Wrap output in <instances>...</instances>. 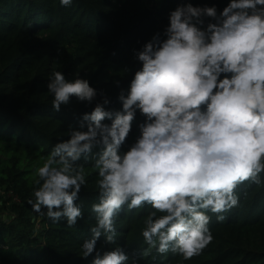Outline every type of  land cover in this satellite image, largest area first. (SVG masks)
<instances>
[{
    "label": "clouds",
    "instance_id": "1",
    "mask_svg": "<svg viewBox=\"0 0 264 264\" xmlns=\"http://www.w3.org/2000/svg\"><path fill=\"white\" fill-rule=\"evenodd\" d=\"M167 20L134 50L140 66L119 90V109L78 73L68 80L53 71L46 83L55 112L73 98L94 107L68 126L36 169L28 203L34 219L75 226L90 163L95 223L79 256L95 253L91 264H139L153 250L198 256L214 239L210 214L223 222L239 204L238 186L264 183V0H228L222 10L180 3ZM145 208L148 247L130 257L117 243L116 218ZM101 237L110 250L97 249Z\"/></svg>",
    "mask_w": 264,
    "mask_h": 264
},
{
    "label": "trees",
    "instance_id": "2",
    "mask_svg": "<svg viewBox=\"0 0 264 264\" xmlns=\"http://www.w3.org/2000/svg\"><path fill=\"white\" fill-rule=\"evenodd\" d=\"M186 2L222 10L228 0H73L68 7L59 0H0V264H91L95 253L79 256L95 223L90 209L96 202V174L90 163L88 184L80 193L83 218L75 226L34 219L28 203L34 199L36 169L68 126H77L94 107L73 98L55 112L47 80L53 71L68 80L78 73L107 94L108 107L119 109V90L128 87L140 66L134 50L162 30L177 4ZM136 133L133 124L129 142ZM9 191L19 203L11 201ZM236 192L239 204L225 213L223 222L210 214L214 239L200 255L184 260L153 250L139 264H264V183L245 182ZM148 211L124 209L116 218L117 243L130 257L148 247L141 234ZM96 247L104 251L113 246L101 237Z\"/></svg>",
    "mask_w": 264,
    "mask_h": 264
},
{
    "label": "built area",
    "instance_id": "3",
    "mask_svg": "<svg viewBox=\"0 0 264 264\" xmlns=\"http://www.w3.org/2000/svg\"><path fill=\"white\" fill-rule=\"evenodd\" d=\"M11 194H12V191H9L8 193H7V196L8 197H10L12 200V202L14 203V202H16V203H19L20 202V200H19V198L17 197V196H11ZM33 212V211H32ZM5 215V214H4ZM5 217H8V215H5ZM14 216L13 215H11L10 216V218H13Z\"/></svg>",
    "mask_w": 264,
    "mask_h": 264
}]
</instances>
